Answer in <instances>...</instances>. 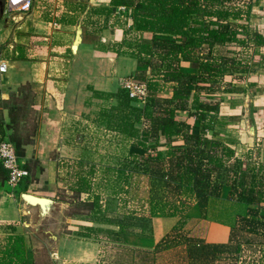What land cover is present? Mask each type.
I'll list each match as a JSON object with an SVG mask.
<instances>
[{"label": "crops", "instance_id": "crops-1", "mask_svg": "<svg viewBox=\"0 0 264 264\" xmlns=\"http://www.w3.org/2000/svg\"><path fill=\"white\" fill-rule=\"evenodd\" d=\"M112 8V0H33L29 12H8L10 18L5 21L0 19V60L8 65V71L0 74V135L2 125L5 127V136L11 135L12 129L9 130L7 124L12 121L10 107L14 98L19 97L22 100H15L37 111L34 134L30 135L31 141L24 145L25 153L21 156L22 164L30 167V178L11 186L7 172L0 168V240L9 233H21L26 237V233L38 229L33 218L34 212L41 211V208L25 200L23 193L50 197L55 204L63 202L59 199L60 191L75 194L68 189L66 179L69 178L68 172L75 170V162L79 160L96 165L92 192L81 193L79 196L82 200L91 202L95 195H99L100 203L105 208L107 198L112 195L119 199L118 215L127 213L130 205L135 207L137 215L148 212V193L140 196L134 187L140 185L141 181L143 183V179L148 184L146 176L134 173L131 177L130 198L126 205L125 193L118 190L114 195L107 188V185L119 188L121 181L112 174L108 182L104 175L107 167L119 169L129 154H144L146 149L133 145L132 140L119 130L109 129L112 132L108 133L104 125L95 127L93 123L94 119L100 117V110L117 103L114 97L96 96L95 90L106 94L115 93L123 87L126 78L135 76L140 69L136 58L119 54L113 48L115 43L123 40L124 27L129 26L132 20L126 16L124 5L117 6L113 13L109 12ZM250 27L264 36V0L253 7ZM79 28L82 30L81 40L74 48ZM143 39L150 42L152 33H143ZM233 48L237 55L249 61V69L226 77L232 82V91L221 95L223 102L216 127L207 135L210 139H220L235 148L239 158L250 156L252 162L256 166L262 164L264 170V46ZM255 55L258 61L254 60ZM182 66L189 72H196L198 68L197 63L188 61L182 62ZM26 85L30 86L33 93L32 100L25 94ZM154 95L157 100H163L171 97L172 91L167 88ZM189 121L194 123L193 118ZM107 137H111L107 142L111 140L113 143L106 145L109 153L105 154L97 143L99 139L102 142ZM182 142L179 140L177 143ZM108 158L114 161L107 162ZM228 191L229 187H225L220 198L212 199L206 213L193 201L188 216L193 210L190 217L194 218L188 217L185 227L197 219L204 231L187 232L188 235L207 242L229 241L231 228L238 219L239 206L236 201L228 199ZM212 208L215 210L213 215L210 212ZM92 214L95 217L94 210ZM214 215L215 218H211ZM70 218L72 222L86 225L83 232L97 229L93 227L96 224L101 227L112 225V229L119 232L116 224L94 221L92 218L88 221L78 216ZM179 220L177 216L154 217L149 236L124 235L126 246L135 252L134 259L138 253L145 252L157 264L164 252L176 251L177 257L171 259L170 264H187L183 245L154 251L158 242L172 231ZM57 234L56 247L51 251L52 255L57 256L55 262L103 263L102 252L105 247L100 241ZM244 251L251 250L248 248ZM259 257L262 260L259 263L264 264V253ZM118 261L120 264L121 261Z\"/></svg>", "mask_w": 264, "mask_h": 264}, {"label": "trees", "instance_id": "trees-1", "mask_svg": "<svg viewBox=\"0 0 264 264\" xmlns=\"http://www.w3.org/2000/svg\"><path fill=\"white\" fill-rule=\"evenodd\" d=\"M260 2L112 0L113 8L109 12L124 5L126 16L132 20L124 27L123 40L113 48L119 54L137 59L140 69L135 77L146 83L149 95L140 103L123 87L107 94L95 90L98 97L105 95L117 100L116 104L100 110L98 124L121 131L133 145L146 149L144 154H129L119 169L107 167L104 175L108 182L112 174L121 181V187L107 185V188L114 195L118 190L125 193L126 205L131 177L134 173L146 176L148 212L137 215L135 210L127 208L122 217L101 218L98 212L103 210V205L100 196L95 195L90 204L94 221L118 225V234L123 236H149L154 217H180L154 251L183 245L187 264H216L225 255L237 258L244 245L253 246L256 244L253 239L264 237L263 165L256 166L250 156L239 158L235 148L207 135L216 127L223 102L221 95L232 91V82L226 77L249 69V61L237 55L233 47L264 46V36L250 27L252 9ZM145 32L152 33L150 42L144 41ZM254 58L259 59L257 55ZM186 61L197 63V71L184 70L182 62ZM167 88L172 91L171 97L157 100L154 94ZM1 130V140L12 141L5 136L3 125ZM179 140L183 142L177 143ZM30 141V136L25 143L16 145L12 141L20 161L25 153L24 145ZM75 165V170L68 172V189L76 195L92 192L96 165L82 160ZM1 167L5 169L0 160ZM26 168L30 169L28 165ZM225 187H229L228 199L239 206L229 241L207 242L188 235L184 227L191 201H196L206 213L211 200L220 198ZM261 244L264 246V241ZM0 264H36L25 235L9 233L0 240Z\"/></svg>", "mask_w": 264, "mask_h": 264}, {"label": "rangeland", "instance_id": "rangeland-1", "mask_svg": "<svg viewBox=\"0 0 264 264\" xmlns=\"http://www.w3.org/2000/svg\"><path fill=\"white\" fill-rule=\"evenodd\" d=\"M7 18H10L8 12L4 13L1 19L5 21ZM29 85L24 86V89H25V94L28 95L27 98L29 97L30 100H32V97L34 96ZM15 99L22 100L19 99V97L14 98L13 105H11L10 107V111L13 114L12 121L7 124V128L9 130L12 129L10 131L11 135H8V137L17 145V142L25 143L29 139V136L34 134L36 127L34 120L37 118V111L33 107L23 106L22 104H20L22 101H17ZM98 122H100L99 119H94L93 123L95 127L99 125ZM105 132L109 133L112 131H109V129L108 130L105 129ZM11 137H14L15 140H13ZM109 138L111 137H107V139H102L103 140L102 142L101 139H99L97 143V146L100 148V151L104 152L105 154L109 153L108 149L106 148V145L107 144L110 145V142L113 143L111 140L107 142ZM112 146L110 148H112ZM99 153L103 154L101 152ZM108 161L113 162L114 160L113 159L110 160L108 158L107 162ZM33 163L34 161H32V164ZM30 166L33 167L32 165ZM25 179L26 178H24L23 180ZM143 180H144L143 183L141 181L140 185L137 184L136 186H134L136 187L138 195L140 194V196H146V194L148 193V184L146 183V179ZM134 193L135 192H132V194ZM59 195H60L59 199L63 202H59L58 204L57 203L55 204L54 202L51 208H50V204L46 205L45 206L46 211H48V209L50 208V210L46 214H42L41 211L34 212L35 217L33 218V220L35 222V227H37L38 229H36V231L26 233L27 235L26 238L31 249L33 250L36 264L58 263L55 262V260H58L57 256H55V254L52 255L51 252L54 251L53 249H55L56 247V243H57L56 236H58L57 233H59L60 235L64 234V236L67 234V236L69 237H74L79 239L80 238L96 239L100 241L102 245L105 247L104 252H102L103 254L102 264H119L118 260L121 261L120 264H156L155 259L152 258L150 254L148 255L145 252L141 254L138 253L136 259H134L135 252L128 249L129 246H126L125 244L126 241L124 239V236L115 232V230L117 229L113 230L112 225L105 224L107 227H101L96 224L93 227H96L97 229L87 230L83 232L82 229L83 228L86 229V225L72 222L70 217L78 216L79 218L88 221L90 220V218H94V215L92 214V210H90L91 202L82 200L81 196L79 195L67 194L65 190L60 191ZM122 198L123 200H125L124 197ZM191 203L193 206L192 201ZM118 204H119L118 198L112 195L109 196L106 200L105 208L103 207L104 210L98 212L99 213L98 215L104 217L109 215L110 218L119 217L117 216L118 214L116 213L118 209ZM130 206L129 209L134 210L135 207H133V205ZM210 212L212 215L215 214V210H213V208L212 211ZM192 213L193 210L189 212L190 214L189 216L187 213V218L188 217L190 219L194 218V217H190L192 216ZM122 216L123 213L120 214V217ZM211 218H215V215ZM202 228H203L202 224H200L197 219L194 221L192 220V222H190L189 225L187 224L185 227L186 232L188 233L189 232L195 233V231L203 232L204 230H202ZM83 234H88V236ZM241 234L242 233H240L239 235L241 236ZM1 236L2 234H0V237ZM253 240L256 242L255 245L253 246L244 245L245 250L249 248L251 251H244V252L241 251V253L238 254L237 258H235L234 255L233 256L225 255L222 258H219L216 264H251V263L260 264L259 262H261L262 260L260 259L259 256L260 254L262 255V252L264 253L263 251L264 246H262L261 244V242L264 241V237H260V238L257 237V239H253ZM257 251L260 252L257 253ZM255 253H257L256 256ZM176 255H177L176 251L164 252L162 255L159 256L157 264H170V260L176 258L177 257ZM240 256L242 257V259L240 258ZM249 256H251L250 259ZM167 260H169V263H167ZM235 261L237 262L235 263Z\"/></svg>", "mask_w": 264, "mask_h": 264}, {"label": "built area", "instance_id": "built-area-1", "mask_svg": "<svg viewBox=\"0 0 264 264\" xmlns=\"http://www.w3.org/2000/svg\"><path fill=\"white\" fill-rule=\"evenodd\" d=\"M7 12L27 13L33 7V0H5ZM8 71L6 62L0 60V74ZM123 88L129 92V96L138 101L145 102L149 95V90L143 80L135 76L126 78ZM0 160L8 172V183L11 186L18 185L24 178L31 175L30 170L22 164L17 154L14 143L8 139L0 141Z\"/></svg>", "mask_w": 264, "mask_h": 264}, {"label": "water", "instance_id": "water-1", "mask_svg": "<svg viewBox=\"0 0 264 264\" xmlns=\"http://www.w3.org/2000/svg\"><path fill=\"white\" fill-rule=\"evenodd\" d=\"M5 7H6L5 0H0V19L5 13ZM81 32L82 30L81 28H79L77 32L76 41L74 43V48L78 45V43L81 40ZM22 196L25 200H28L31 204L38 205L41 208L42 214H46L54 203V200L50 197L39 196V195L29 193V192L23 193ZM48 204H50V208L48 209V211H46L45 206Z\"/></svg>", "mask_w": 264, "mask_h": 264}]
</instances>
